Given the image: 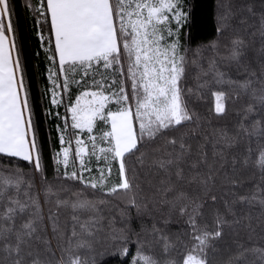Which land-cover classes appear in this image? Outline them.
<instances>
[{
  "label": "snow or ice",
  "instance_id": "snow-or-ice-1",
  "mask_svg": "<svg viewBox=\"0 0 264 264\" xmlns=\"http://www.w3.org/2000/svg\"><path fill=\"white\" fill-rule=\"evenodd\" d=\"M37 3L39 7L32 8L42 18L37 23L50 22L52 36L48 41L54 42V52L49 57L55 65L49 70L53 85L51 103L64 104V93L70 83L85 89L74 101L64 105L71 122L63 117L65 126L58 129L61 149L55 154V162L64 166L66 179L105 196L119 199L123 194L128 206L138 209L135 165L143 167L148 160V147L163 141L167 158L153 159L152 166L162 170L169 180L173 174L183 180L181 164L192 149L181 130L199 120L186 97L195 95L202 99V94L211 95L213 111L222 116L233 98L229 91L218 89L222 85H227L235 98L247 96L250 101L243 110L238 135L264 139V71L258 77L255 71L245 69V79L233 80L226 78L227 74L218 64L219 60L240 65L246 47L243 38L232 39L226 55H221L218 45L213 44L215 55L208 61L209 70L201 69L196 77V92L185 87L189 63L200 65L197 60L189 62L180 43V29L188 19L183 0H37ZM247 10L252 13L251 7ZM11 14V0H0V157L9 162L16 158L30 162L42 174L41 148L24 67L16 51ZM233 18L231 8L226 7L219 18L218 31L227 30ZM240 23L246 22L242 19ZM260 32L264 37V15L260 19ZM40 39L45 41L42 34ZM77 75L80 79H75ZM117 75L121 78L119 84ZM257 105L261 118L249 120L256 113ZM69 127L76 130L74 142L65 135ZM96 131L99 136L94 134ZM81 133H87L86 140L81 138ZM220 139L228 148L237 143L235 137L223 131ZM246 152L241 164L251 163L264 173V147L259 149L256 160L251 159L250 146ZM92 159L97 163L102 161L104 166L97 169V176L85 177L84 172L92 171L88 167ZM200 162L207 165L206 153L201 152ZM70 163L75 170L69 172ZM113 163L117 165L119 183L109 184ZM198 166L196 162L191 164L193 169ZM212 179L209 175L200 181L206 192ZM33 187L19 170L0 168V264H95L82 253L94 250L97 236L103 231L104 217L99 205L108 201L57 200V209H72L71 223L62 225L58 212L52 209L48 211L46 223L39 198L31 194ZM169 192H175L171 184L163 189L164 195ZM46 194L54 195L51 186L46 188ZM75 195L79 197L82 193ZM233 197L223 202V211L212 208L209 226L204 222V203L186 192H176L174 200L183 202L179 214L187 217L188 241L174 242L159 228L152 229L164 252L177 253L167 264H210L209 251L215 250V242L225 235L224 229L240 223L234 205L258 204L264 210V187L258 185L255 191L244 195L233 193ZM210 199L215 202L217 197L213 195ZM172 206L175 208L174 203ZM110 228V239L123 245L121 255H128L126 245L131 230L116 229L111 223ZM138 243L140 248L132 264H160L154 256L144 254L143 241ZM238 248L242 251L237 259L245 251L260 253L264 258V249H244L241 244Z\"/></svg>",
  "mask_w": 264,
  "mask_h": 264
},
{
  "label": "trees",
  "instance_id": "trees-1",
  "mask_svg": "<svg viewBox=\"0 0 264 264\" xmlns=\"http://www.w3.org/2000/svg\"><path fill=\"white\" fill-rule=\"evenodd\" d=\"M35 7H39L37 0H11L16 51L24 67L44 171L42 174L36 172L30 162L19 158L9 162L7 158L0 157V168L17 169L23 173L25 180L32 182L34 187L30 190L31 194L39 198L46 223L49 209L58 212L62 225L71 223L72 209L70 207L57 209V200L73 202L78 198H86L93 201L100 199L108 201L105 205H99L104 217L103 231L97 236L94 250L84 252L82 255L94 260L95 264H132L140 248L138 241H143L145 255L154 256L160 264H167L169 259L177 256V253L164 252L162 244L154 238L152 229L153 226L159 228L174 242L177 239L188 241L185 235L188 231L187 217L179 214V207L183 202L174 200L176 192H186L190 197L203 202L204 222L211 226L213 207H219L223 211V202L232 200L233 193L244 195L255 191L258 185L264 187V179H262L264 173L251 163L248 166L241 164L249 146L252 148L251 159L258 158L259 149L264 147V139L257 137L249 139L242 134L238 135V125L241 123L243 110L250 101L247 96L235 98L233 91L229 90L227 85L218 86V89L223 88L233 96L227 104L226 114L222 116L213 111L211 95L202 94V99H197L195 95L186 97L190 109L199 117V120L181 130L186 134L185 139L192 149L191 154L181 164L183 180L177 179L174 174L169 180L162 170L152 166L153 159L167 158L163 141H157L148 147V160L143 167L135 165L136 183L139 185L135 192L138 209L128 206L127 197L123 194L119 199L105 196L99 191L94 192L86 188L82 183L66 179L64 166L57 165L55 162V154L61 149L58 129L65 126L63 117H68L69 124L71 122L69 112L64 105L74 101L76 96L85 89L82 85L70 83L69 90L64 93V104L57 106L51 103L53 85L49 79V70L55 65L50 62L49 57L53 55L54 42L48 41V38L52 36L50 22L37 23V20L42 18L33 12L32 8ZM226 7L231 8L234 18L230 21V27L220 32L218 31L219 18ZM248 7H251L252 13L248 12ZM183 10L187 13L188 19L180 29V43L189 62L197 60L200 65L197 67L189 63L185 87L193 89L195 93L196 77L201 69L209 70L208 61L215 55L211 46L218 45L220 54L226 55L227 48L231 46L230 41L236 37L243 38L246 43L241 63L238 66L235 63L226 64L218 60L220 70L227 74L226 78L230 77L233 80L245 79L247 76L245 69L255 71L258 77L261 75L264 71V37L260 32V19L264 15V0H183ZM242 19L246 23L241 24ZM41 34L45 37V41H41ZM46 48L51 50L45 51ZM75 79H80V76L77 75ZM116 79L119 84L120 76L117 75ZM260 118V106L257 105L256 113L249 120ZM244 123L248 124L249 121ZM100 127L101 125L98 124V128ZM103 127L106 128V126ZM222 131L230 137H235L237 143L230 148L225 147L220 139ZM75 132L76 130L69 127L65 135L72 138L74 142ZM94 134L99 136L98 131ZM175 135L178 136L180 133ZM80 136L82 139H87V133H81ZM154 149H160V151H154ZM201 152L207 154V165L200 162ZM193 162L199 165L195 169L191 167ZM103 166L102 161L97 163L95 159H92L88 164V167L92 169L91 173L84 172L83 175L97 176V169ZM112 169L109 184L119 183L115 163ZM72 170L75 169L70 163L67 171ZM172 171L174 173L175 169ZM209 175L213 179L209 182V190L206 192L200 181ZM162 181L165 183H161ZM167 184L173 185L175 192L164 195L163 189ZM48 186H51L54 195L46 194ZM23 190L25 189L22 186ZM76 193H82V195L77 197ZM213 195L217 197L215 202L210 199ZM173 203L175 208L172 206ZM234 211L240 223L224 229L225 235L215 242V250L209 251L210 264H264L261 254L252 251H245L244 255L237 259L242 251L238 248V244L243 245L244 249H264V210L258 204H235ZM228 219L231 221L232 217L229 216ZM110 223L116 229L127 227L131 230L128 233L129 241L126 245L129 249L128 255H121L120 248L123 245L110 239ZM49 236L51 238V233ZM55 245L54 240L53 246Z\"/></svg>",
  "mask_w": 264,
  "mask_h": 264
},
{
  "label": "rangeland",
  "instance_id": "rangeland-1",
  "mask_svg": "<svg viewBox=\"0 0 264 264\" xmlns=\"http://www.w3.org/2000/svg\"><path fill=\"white\" fill-rule=\"evenodd\" d=\"M69 116H70V113H69Z\"/></svg>",
  "mask_w": 264,
  "mask_h": 264
}]
</instances>
